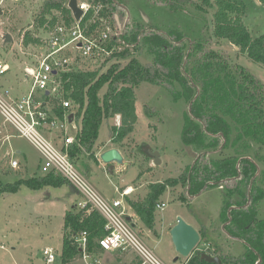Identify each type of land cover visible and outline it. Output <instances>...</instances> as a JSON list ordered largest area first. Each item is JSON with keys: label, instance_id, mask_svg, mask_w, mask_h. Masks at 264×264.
<instances>
[{"label": "rangeland", "instance_id": "rangeland-1", "mask_svg": "<svg viewBox=\"0 0 264 264\" xmlns=\"http://www.w3.org/2000/svg\"><path fill=\"white\" fill-rule=\"evenodd\" d=\"M45 1L5 0L0 5V60L9 65V69L0 76V91L6 89L12 91L18 86L19 90L15 91L17 95H27L32 80L30 77H25V68L35 67L47 52L48 36L54 27L49 24V20L53 19V16L57 19L55 24L61 20L56 10H51L43 16L41 8ZM152 1L154 2V0H133V4L145 3V7L139 4L138 9L140 8L146 18L154 11L152 25L160 26L156 25L159 15L164 18L161 24H165L168 28L166 23L171 24L174 16L156 7L157 5ZM210 1L211 6L206 4L205 0H185L184 7L187 14L180 18L181 27L185 29V37L188 40L192 35L206 37L207 48L228 55L230 63L248 68L264 83L263 63L250 60L227 39L214 36L212 14L215 5L213 0ZM244 2L246 13L243 22L254 37L264 32V4L259 0H244ZM101 4L104 8V4L102 2ZM131 5H128V12H131ZM112 14H119L118 18L123 22L125 16H122V13L114 10ZM104 17V23L101 24L99 21L90 32L97 35L102 28H108L110 40L115 41L111 43L115 48L113 52H124L128 47L126 55L118 59L115 56L111 57V53L106 55L107 58L103 54L101 60L93 62L78 57L73 50L64 51V57L68 58L66 70H97L101 74L114 62L126 64L130 58H137L144 63L154 59L149 45L142 42L138 48H134L135 42L131 43L132 41L125 38L123 41V31L117 28L112 16L105 14ZM41 18H45V23H40ZM93 22H97V19L93 18L87 23L89 28ZM6 33L12 38L8 42L4 40ZM27 37L30 40L25 42ZM107 86L101 88L99 97L105 94ZM58 87L56 83L52 92ZM34 95L40 101L45 100L44 92L36 91ZM135 95L138 119L134 130L122 142L117 143L124 155V163L105 165L99 159L100 149L108 148L112 143L110 127L119 120L117 115H114L102 121L92 151L84 153L81 157L83 163L73 162L77 169L104 199L107 201L119 199L122 203L126 202L125 195L121 194L125 186L132 188L127 194L128 198L139 200L146 194L150 182L169 181V185L159 196V203L162 202L163 205L155 209L154 227L151 230L141 223L126 202L130 208L127 212L135 223V232L166 264H187L188 261V258L183 257L175 259L177 254L169 235L170 225L175 223L178 216L190 222L198 230L205 229V237L197 244L199 250L210 255H218L221 252L234 255L242 253L244 251L242 242L228 238L229 236L222 230L220 190L217 187L204 188L198 195L190 193L188 195L187 186L178 179L197 155L183 144L180 138L190 103L189 100L187 101V95L176 83L174 87H169L166 84L149 82L139 84L135 88ZM60 100H62L61 96ZM50 103L53 102L50 100ZM76 130L77 122L66 121L62 128L43 127L42 131L57 148L61 149L65 137L74 136ZM155 151L160 157L158 165L153 163L152 152ZM229 152L233 150H224L219 156ZM92 153L95 157L91 155ZM262 153L264 154V151ZM12 159L18 162V166L11 165ZM254 163L259 167L258 176L264 171V160L258 162L255 160ZM43 174L45 173L41 170L39 151L26 137L18 135L13 126L5 122L0 115V264H46L43 257L44 248L52 249L55 254L51 264H63L60 251L64 215L68 211L79 209L86 202L84 195L68 182L38 189L22 184L16 192L4 191V187L9 182ZM260 186L264 190V175L261 177ZM87 205L86 212L94 209L90 204ZM257 215L259 218H264V195L259 202ZM108 255L110 260L108 264H124L126 260L128 264H140L135 253L128 249L112 251ZM100 257L105 264V256ZM69 264L84 263L78 254Z\"/></svg>", "mask_w": 264, "mask_h": 264}, {"label": "trees", "instance_id": "trees-1", "mask_svg": "<svg viewBox=\"0 0 264 264\" xmlns=\"http://www.w3.org/2000/svg\"><path fill=\"white\" fill-rule=\"evenodd\" d=\"M67 1L46 0L41 8L43 16L51 10H56L61 16L59 23L69 25L74 19L66 4ZM95 1L104 4L100 11L101 15L110 14L115 24L113 11H119L125 16L120 3L127 8L132 4L130 21L126 24L122 37L132 41L131 43L135 42L134 48H138L142 42L149 45L154 59L144 63L137 58H130L126 64L114 62L101 74L97 70L65 68L58 70L55 78L60 88H56L55 92L50 90L48 94L45 92V101L53 102L52 111L62 120L68 111L63 107L62 101L70 99L73 102L72 109H76L74 119L79 122L74 140L67 145H64L63 140L61 150L67 153L72 162L82 164L81 157L84 153L92 151L102 121L116 114L120 119L118 124L110 127V141L122 142L134 130L138 119L135 88L141 83H161L169 87H174L176 83L187 95V101L192 100L198 89V94L191 104V115L188 113L182 124L180 138L193 152L201 154L178 179L185 186L189 185L190 194L199 192L204 185L206 189L217 187L221 195L223 223L228 220L227 209L230 206H237L230 211L231 220L225 224L224 229L230 236L246 244L242 242L244 251L238 255L219 253L222 264H256L258 256L261 257V264H264V218L257 215L259 202L264 195V190L260 186L264 171L254 177L248 193L250 180L257 169L253 161L264 160L263 81L248 68L230 63L228 55L207 48L206 37L192 35L188 37L189 40H182L186 36L185 29L180 24V18L187 14L185 0L152 1L156 7L170 12L174 16V22L177 20L175 23L172 21L173 24L166 23L168 27L166 28L165 24H161L164 18L158 15L156 25L160 26L155 29L143 27L147 23L143 21L133 0H117L120 3L113 0ZM259 1L264 4V0ZM205 2L212 5L210 0ZM213 3L214 36L227 39L250 60L264 64V32L253 37L244 24L243 16L246 13L244 0H213ZM141 7H145V3L141 4ZM92 14L93 10L90 9L82 18V25ZM153 15L154 11L147 17L151 26ZM56 21V17L53 16L49 24L55 26ZM40 23H45V18H41ZM97 23L99 20L91 24L88 33H91L90 30L94 29ZM29 40L27 37L25 42ZM114 42L110 40L108 43ZM125 50L127 51L128 47ZM126 51L112 52L111 57L121 59L126 55ZM104 85H108L107 91L99 97V91ZM220 132L223 136L218 135ZM221 145L220 152L214 153ZM227 149H232L233 152L219 156ZM91 155L95 157L93 153ZM226 178L229 179L222 181ZM65 182L67 181L60 175L50 171L40 176L9 182L4 191L16 192L22 184L38 189L44 186H58ZM168 185L169 181L150 182L148 191L142 199L133 200L125 196L126 202L147 229L154 226L156 204ZM87 209L88 205H85L65 213L60 253L63 264H69L80 252L74 242V234L77 231L86 230L89 233L90 250L97 247L95 240L105 233L104 218L97 210L91 209L86 212ZM198 231L200 239L203 240L206 235L205 229ZM202 252L203 250L196 246L187 264H216L202 258Z\"/></svg>", "mask_w": 264, "mask_h": 264}, {"label": "built area", "instance_id": "built-area-1", "mask_svg": "<svg viewBox=\"0 0 264 264\" xmlns=\"http://www.w3.org/2000/svg\"><path fill=\"white\" fill-rule=\"evenodd\" d=\"M4 1L0 0V5ZM76 3L82 10L80 19L73 18L74 21L69 25L63 22L56 24L48 36L47 52L35 67L25 68V77H30L32 80L27 95L15 96L9 90L0 91V115L5 122L13 126L18 135L26 137L39 151L43 173L52 171L60 175L84 195L86 202L81 207L90 204L104 218L105 233L95 240L101 250L122 251L128 249L135 253L140 264H166L125 219L126 204L119 199L113 201L104 199L88 183L84 174L77 169L67 153L57 148L42 131L43 127L62 128L64 122L67 121V114L73 111V102L70 99H64L62 104L68 111L65 113L64 119L61 120L56 115H51L45 100L40 101L34 95L36 91L45 93L54 88L57 83L56 72L68 65V58L64 57V51L73 50L78 57L96 62L101 60L103 54L108 56L115 49L108 43L111 38L108 28H102L97 35L88 33L87 23L93 18H97L101 24L104 23L105 18L100 13L103 8L102 4L95 0H76ZM90 9L93 10V14L82 25L81 20ZM8 69L9 65L0 60V76ZM73 140L74 136L67 135L64 145ZM11 165L18 166V162L12 159ZM125 193H127L126 190L121 194ZM162 205L163 203L157 204V207ZM88 238L89 233L86 230H80L74 234V242L79 248L81 260L84 264H103L100 255L89 249ZM43 257L46 264H51L55 259V254L52 249L44 248Z\"/></svg>", "mask_w": 264, "mask_h": 264}, {"label": "water", "instance_id": "water-1", "mask_svg": "<svg viewBox=\"0 0 264 264\" xmlns=\"http://www.w3.org/2000/svg\"><path fill=\"white\" fill-rule=\"evenodd\" d=\"M115 3H118L117 0H113ZM68 8L71 10V13H72V16L75 20H79L81 15H82V10L80 8H78L77 6V3H76V0H69L68 1V4H67ZM120 6L125 10L126 12V18L124 20V24H126V22L128 21L129 19V15L130 13L128 12V8L123 5V4H120ZM114 18H115V21H116V25L118 28L121 27V22L118 18V15L117 14H114ZM146 20V19H145ZM143 32V31H142ZM165 33V32H164ZM12 38L10 36L9 33H6L5 36H4V40L5 42H8L10 41ZM140 39V36H138V41ZM188 55V52L184 58V61H183V64H182V69H184V65H185V62H186V57ZM55 73V71H53ZM186 74V73H185ZM187 75V74H186ZM49 91H46V94H48ZM198 94V89L196 91V94L195 96L192 98V100L190 101L189 103V107H188V113L191 115V104H192V101L196 98ZM73 116H74V113L70 112L69 114H67V122L70 123L72 122L73 120ZM218 135L220 136H223V134L220 132L218 133ZM225 139L223 138V143H224ZM222 148V145L217 149V151H219L220 149ZM201 154V153H200ZM200 154H197L195 159L193 160L192 164L195 162V160L199 157ZM152 155H153V163L155 165H158L160 163V157H159V153L157 151L155 152H152ZM99 159L102 161L103 164L105 165H110L112 163H115L117 165H122L124 163V159H123V155L121 154V152L115 148V147H111V148H108L104 151H102L100 154H99ZM240 161V160H239ZM239 161L237 162L236 164V167L237 169L239 168ZM253 161V160H252ZM254 162V161H253ZM191 164V165H192ZM256 173L255 175L251 178L250 180V183H249V186H248V193L250 191V187H251V184H252V180L254 179V177L257 175V173L259 172V167L257 166L256 164ZM109 170H111V168L109 167ZM238 174H239V170H238ZM229 178H226L222 181H225ZM212 183V182H210ZM206 187V185H204L200 190L199 192L195 193L194 195H198L199 193L202 192V190H204V188ZM188 189H189V185H187V193L189 195V192H188ZM249 198V197H248ZM248 203V202H247ZM246 203V205H247ZM237 206H230L228 209H227V217H228V220L226 222L223 223L222 225V230L229 236V237H232L230 236L227 231L224 229V226L225 224H227L230 220H231V215H230V211L233 209V208H236ZM125 219L131 224L132 227H135V224L132 222V218L130 215H126L125 216ZM169 235H170V238H171V241H172V244L174 246V249L176 251V258L177 259L178 257H183V258H189L190 255L193 253V250L196 248L199 240H200V233L198 231V229H196L194 227V225H192L191 223L187 222L184 218H182L181 216H178L176 218V223L171 226L170 230H169ZM233 239H236V240H240L236 237H232ZM241 242L245 243L244 241L240 240ZM246 244V243H245ZM254 252H256L255 250H253ZM201 257L204 258L206 261H209V262H214L216 264H222L220 258L218 255H210L206 252H202L201 253ZM256 264H261V257L258 256V260L256 262Z\"/></svg>", "mask_w": 264, "mask_h": 264}, {"label": "crops", "instance_id": "crops-1", "mask_svg": "<svg viewBox=\"0 0 264 264\" xmlns=\"http://www.w3.org/2000/svg\"><path fill=\"white\" fill-rule=\"evenodd\" d=\"M6 90H9V89H6ZM17 90H19V87L17 86V87H15L12 91L11 90H9V92L11 93V94H13V95H15V96H21V95H17V92H15V91H17ZM47 104V107H49V109H50V111H51V115H54V113H53V111H52V108H53V105L51 104V103H49V102H47L46 103ZM76 109H74L73 111H72V113H74V111H75ZM117 115V117H118V119H120V116L118 115V114H116ZM72 121H75V122H77V129H78V126H79V122L77 121V120H75L74 119V116H73V120ZM119 123V120H118V122H116L115 124H118ZM114 125V124H113ZM112 126V125H111ZM113 143V142H112ZM110 144V146L108 147V148H111V147H115V148H117L120 152H121V154H122V150L118 147V145H117V143H113V144H115V145H113V144ZM108 148H102V149H100L101 151H100V153L102 152V151H104V150H106V149H108ZM17 152H19V150H17ZM123 155V154H122ZM95 156V155H94ZM123 159H124V155H123ZM35 176H37V175H35ZM124 190H126V192L127 193H125L124 195L126 196V197H128V193L132 190V188L130 187V186H125L123 189H122V191H121V193L124 191ZM148 191V190H147ZM147 193V192H146ZM144 197V196H143ZM142 197V198H143ZM130 199H132V198H130ZM162 203V202H161ZM125 204H126V202H125ZM128 204V203H127ZM126 204V206H127V211L130 209L129 208V206ZM157 204H160L159 203V199H158V202H157ZM157 204H156V207H157ZM127 215H130L128 212H127ZM65 216V215H64ZM131 216V215H130ZM132 218V217H131ZM154 220H155V217H154ZM132 222H133V220H132ZM134 223V222H133ZM142 223V222H141ZM175 223H176V221H175ZM174 223V224H175ZM190 223V222H189ZM135 224V223H134ZM174 224H172V225H170V228H171V226H173ZM154 227V226H153ZM153 229V228H152ZM151 230V229H150ZM94 250V252L95 253H97L98 255H100V256H102V257H104L105 256V264H108V263H110V260H109V253L110 252H112V251H103V250H101L98 246L97 247H95V249H93ZM60 253H61V251H60ZM137 257V256H136ZM124 264H128V262H127V260L124 262Z\"/></svg>", "mask_w": 264, "mask_h": 264}, {"label": "flooded vegetation", "instance_id": "flooded-vegetation-1", "mask_svg": "<svg viewBox=\"0 0 264 264\" xmlns=\"http://www.w3.org/2000/svg\"><path fill=\"white\" fill-rule=\"evenodd\" d=\"M118 3H120V2H118ZM120 4H122V3H120ZM139 4L141 5L142 3H138V4H137V7L139 6ZM123 5H124V4H123ZM125 6H126V5H125ZM126 7H127V6H126ZM138 10H139L141 16L143 17V21H144L145 23H147V25H144L143 27H145V28L150 27L151 29H155V26H151V25L149 24V20H148V18H146V17L142 14L140 8H139ZM124 11H125V10H124ZM129 13H130V12H129ZM130 17H131V16L129 15V19H128V21L126 22V24H128V22L130 21ZM125 18H126V12H125L124 20H125ZM145 19H146V20H145ZM124 20H123V22H124ZM123 22H121V27L118 28L119 30L123 31L122 36L125 34V27H126V24L123 25V24H124ZM151 22H153V21H151ZM145 28H143V29H145ZM143 29H141V30H143ZM141 30H140V31H141ZM138 36H139V35H138ZM138 36H137V41H138ZM122 39H123V41H124V37H122ZM184 39H187V38H186V37L182 38V40H184ZM137 41H136V42H137Z\"/></svg>", "mask_w": 264, "mask_h": 264}]
</instances>
